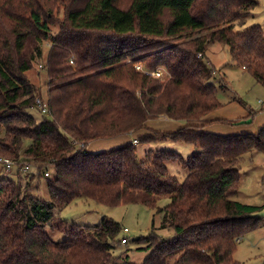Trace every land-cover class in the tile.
Returning a JSON list of instances; mask_svg holds the SVG:
<instances>
[{
    "label": "trees",
    "instance_id": "trees-1",
    "mask_svg": "<svg viewBox=\"0 0 264 264\" xmlns=\"http://www.w3.org/2000/svg\"><path fill=\"white\" fill-rule=\"evenodd\" d=\"M258 5L0 0V159L17 168L15 180L0 179V264H135L128 250L115 255L124 238L118 223L104 219L81 227L59 219L82 200L108 208L143 206L162 215L159 230L136 240L148 253L139 264H239L237 244L262 226L263 208L234 199L243 156L264 155V127L233 136L202 131L213 123L232 125L207 121L222 106L208 83L214 70L206 52L213 44L226 47L231 60L264 87L263 29L235 31ZM39 62L46 116L37 112L40 93L26 77ZM136 66L148 72L161 67L167 77L154 79ZM162 117L184 126L172 133L148 128ZM130 136L136 144L87 151L90 144ZM166 141L195 151L183 159L148 148ZM144 145L149 150L140 161ZM168 163L185 171L182 182L168 173ZM41 182L47 201L35 197ZM163 199L168 205L158 208ZM162 230L172 235L160 236ZM56 233L65 240L55 242Z\"/></svg>",
    "mask_w": 264,
    "mask_h": 264
},
{
    "label": "rangeland",
    "instance_id": "rangeland-1",
    "mask_svg": "<svg viewBox=\"0 0 264 264\" xmlns=\"http://www.w3.org/2000/svg\"><path fill=\"white\" fill-rule=\"evenodd\" d=\"M258 2V7L252 11L242 23L241 28H235V31H242L251 26H260L264 31V0H255ZM121 6H125V2L120 3ZM63 12L60 11L58 18L62 19ZM48 45L42 46L43 57L46 55ZM207 59H210V65L214 73L208 80V83L213 85L218 93L220 103L224 106L226 113L228 112V106H237L239 109L245 112V116H239V109L231 110V115L234 119L241 117L242 121L251 119L248 123L234 124L232 125H216L211 127L213 133H242L241 129L249 127L256 128L255 117L249 114L264 109V88L261 87L256 81L247 73H244L230 58L228 49L219 44L211 45L206 52ZM209 63V62H208ZM35 65L34 68L26 74L27 80L38 88L40 97H37L43 101H46V76L41 69L42 62ZM222 74L225 75L222 76ZM36 98V99H37ZM38 109V108H37ZM38 113L41 111L38 109ZM30 114L39 119L40 116L36 112H30ZM228 116V113H227ZM233 119V118H230ZM241 120H236L239 122ZM178 123V122H176ZM181 124V123H180ZM218 124V123H214ZM210 126V125H209ZM206 130V128L202 129ZM258 132V131H257ZM124 138V137H121ZM120 139V138H118ZM111 140L106 141L103 145L102 151L119 147V145H125V142ZM131 141V140H130ZM155 151H170L178 154L183 159H186L191 155L195 149L190 145L173 143L171 141L159 142L148 147ZM144 146L138 148V159L144 160L145 152L149 150ZM168 173L174 176L179 182H182L185 178V171L177 163H168L166 165ZM16 170V169H15ZM12 170L7 172L5 167L0 163V179L10 178L16 179V171ZM241 181L239 194L234 199L236 202L242 205L258 206L262 207L261 212L262 226L253 232L246 234L240 239L236 247L234 259L239 264H264V155L259 153H249L242 158L241 162ZM23 174V172H22ZM35 197L44 201L48 200V192L44 182H41V186L38 192L35 193ZM169 200L163 199L158 202V208H163L168 205ZM59 219L65 221L68 224L84 227H96L104 219L112 220L121 226V229H128V235L120 234V239L126 237L127 244L117 246L115 255L121 254L128 250L127 259L130 263L139 264L142 263L148 253L141 251L144 245L136 243V240L141 237H146L151 230H159L162 215L158 214L154 210H150L143 206L130 205L121 206L117 208H108L103 206H97L90 201H76L68 208L63 210L59 214ZM160 236L170 237L171 232L162 230L157 232ZM51 238L55 242L64 241L65 237L56 233L52 234Z\"/></svg>",
    "mask_w": 264,
    "mask_h": 264
},
{
    "label": "crops",
    "instance_id": "crops-1",
    "mask_svg": "<svg viewBox=\"0 0 264 264\" xmlns=\"http://www.w3.org/2000/svg\"><path fill=\"white\" fill-rule=\"evenodd\" d=\"M207 57V56H206ZM209 64H211L210 62V59L208 60ZM213 66V65H212ZM242 70V69H241ZM243 71V70H242ZM244 72V71H243ZM245 73V72H244ZM222 76L225 77L224 74H222ZM262 87V86H261ZM264 88V87H262ZM217 98H218V93H217ZM218 101L220 102L219 98H218ZM264 102V101H263ZM221 104V108L212 112L208 117H207V121H226V122H234V124H236V120H243L241 119V117H238L236 119H234V117H232L231 115V110L229 109H239L237 106H228V116H227V113H226V110L224 108V106H227V105H222ZM240 111V115L239 116H242L244 117L245 116V112L242 111L241 109H239ZM255 113H258V115L255 117V120L254 122L256 121V128H254L253 126L252 127H249V128H246V129H241V132L242 133H246V134H255L257 133V131H259L261 128L264 127V109H260L259 111L257 112H252L249 114L250 115H253ZM230 118H233V119H230ZM223 123H218V124H211L210 126H205L204 128H206V130H203V132H206V133H210V134H214V135H220V136H233V135H239L241 133H228V134H225V133H213L211 127L213 126H216V125H221ZM148 128L150 130H153V131H159V132H166V133H172V132H175L177 131L178 129H181L184 125L183 124H180V123H176V122H173V121H170L164 117L158 119V120H155V121H152V122H149L148 123ZM223 126H225V124H223ZM218 127V126H216ZM134 138L133 137H124V138H120L116 141H120L121 143L122 142H129L130 140L134 143L135 141L133 140ZM105 143V141L103 142H97V143H93V144H90L88 147H87V151L90 152V153H97V152H102V148H103V144ZM120 146V145H119ZM145 147V145H144ZM146 148V147H145ZM255 207H258V206H255ZM261 217V214L259 215Z\"/></svg>",
    "mask_w": 264,
    "mask_h": 264
},
{
    "label": "built area",
    "instance_id": "built-area-1",
    "mask_svg": "<svg viewBox=\"0 0 264 264\" xmlns=\"http://www.w3.org/2000/svg\"><path fill=\"white\" fill-rule=\"evenodd\" d=\"M199 57H201V56H199ZM135 70L138 71V72H143L144 74H146V75H148V76H150V77H152L154 79H160V80L162 79V80H164L167 77V74L164 72V69L161 68V67L160 68H157L154 71H151V72L149 71L148 72V71L143 70L140 66H136L135 67ZM35 104H36L37 108L41 111V114L43 116L48 115V109H47V103H46V101H43V100L37 98L35 100ZM134 144H136V142H134ZM0 163L5 167V170L7 172H10L12 170L17 169L16 166H15V164L13 162L7 160V159H0ZM21 171L23 173H26V172L29 171V167L26 166ZM45 177L46 178L49 177V173L48 172L45 174ZM128 233H129L128 232V229L124 228L122 230V234L123 235L127 236ZM126 243H127V240H126V237H124L121 240V245H126Z\"/></svg>",
    "mask_w": 264,
    "mask_h": 264
}]
</instances>
